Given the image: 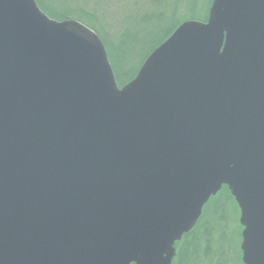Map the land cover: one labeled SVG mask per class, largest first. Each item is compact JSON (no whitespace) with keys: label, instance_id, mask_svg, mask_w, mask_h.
Here are the masks:
<instances>
[{"label":"water","instance_id":"95a60500","mask_svg":"<svg viewBox=\"0 0 264 264\" xmlns=\"http://www.w3.org/2000/svg\"><path fill=\"white\" fill-rule=\"evenodd\" d=\"M223 185L264 264V0H212L124 85L93 28L0 0V264H172Z\"/></svg>","mask_w":264,"mask_h":264},{"label":"trees","instance_id":"16d2710c","mask_svg":"<svg viewBox=\"0 0 264 264\" xmlns=\"http://www.w3.org/2000/svg\"><path fill=\"white\" fill-rule=\"evenodd\" d=\"M169 1L37 0L49 16L59 20L76 18L100 35L120 85L136 76L151 51L180 23L187 19L207 20L212 3V0H188L185 6H169ZM161 5L163 10L158 9ZM130 7L134 13H130ZM131 18L139 27L136 31L126 25ZM144 22L152 28L146 30L141 26ZM239 219V205L229 187L223 185L205 204L197 224L177 241L172 264H244L243 226ZM234 236L239 237L238 244Z\"/></svg>","mask_w":264,"mask_h":264},{"label":"rangeland","instance_id":"374dc122","mask_svg":"<svg viewBox=\"0 0 264 264\" xmlns=\"http://www.w3.org/2000/svg\"><path fill=\"white\" fill-rule=\"evenodd\" d=\"M188 0H170L169 2V6H173L174 4H178L179 6H181V5H183V6H185L188 2H187ZM199 1H202V0H199ZM130 9V13H134V11H133V7H130L129 8ZM158 9H161V10H163L164 9V7L161 5V7H159ZM127 10V9H126ZM128 11V10H127ZM126 25L130 28V30H132V31H136V30H138L139 29V27L136 25V23L134 22V20L131 18V19H129L128 21H127V23H126ZM142 27H144V28H146V30H150L151 28H152V25H150V24H147L146 22H144V23H142V25H141ZM141 26H140V28H141ZM146 32V31H145ZM240 222V221H239ZM241 224V223H240ZM234 238H235V244H238L239 243V237H237V236H234Z\"/></svg>","mask_w":264,"mask_h":264},{"label":"flooded vegetation","instance_id":"af4514ba","mask_svg":"<svg viewBox=\"0 0 264 264\" xmlns=\"http://www.w3.org/2000/svg\"><path fill=\"white\" fill-rule=\"evenodd\" d=\"M176 249H177V245H176ZM176 254H177V250H176ZM175 257H176V255H175ZM175 257H174V258H175Z\"/></svg>","mask_w":264,"mask_h":264}]
</instances>
